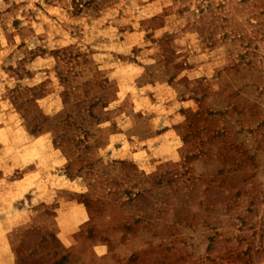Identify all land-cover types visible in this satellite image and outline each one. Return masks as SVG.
<instances>
[{
    "label": "rangeland",
    "instance_id": "rangeland-1",
    "mask_svg": "<svg viewBox=\"0 0 264 264\" xmlns=\"http://www.w3.org/2000/svg\"><path fill=\"white\" fill-rule=\"evenodd\" d=\"M0 264H264V0H0Z\"/></svg>",
    "mask_w": 264,
    "mask_h": 264
},
{
    "label": "crops",
    "instance_id": "crops-1",
    "mask_svg": "<svg viewBox=\"0 0 264 264\" xmlns=\"http://www.w3.org/2000/svg\"><path fill=\"white\" fill-rule=\"evenodd\" d=\"M78 209H79V208H72L71 212L74 213L73 216L76 215V213L78 212ZM61 224H64V225H62V231H69L68 228H70V226L66 225V224H68V223L63 222V223H61Z\"/></svg>",
    "mask_w": 264,
    "mask_h": 264
}]
</instances>
